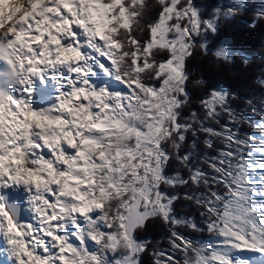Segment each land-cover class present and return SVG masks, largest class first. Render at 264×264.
I'll list each match as a JSON object with an SVG mask.
<instances>
[{
  "label": "snow or ice",
  "instance_id": "6c2138e0",
  "mask_svg": "<svg viewBox=\"0 0 264 264\" xmlns=\"http://www.w3.org/2000/svg\"><path fill=\"white\" fill-rule=\"evenodd\" d=\"M239 10L206 19L195 0H0V257L140 264L148 243L136 230L158 219L182 264H264V100L258 119H243L229 92L214 88L200 101L202 116L184 115L187 59L198 46L232 63L230 50L210 49L206 37ZM222 114L252 134L220 124ZM201 134L207 149L215 139L223 145L203 156L209 172L190 163ZM172 160L187 178L167 174ZM189 184L203 189L183 196L202 226L175 215L180 197L166 191ZM181 226L211 238L193 240Z\"/></svg>",
  "mask_w": 264,
  "mask_h": 264
},
{
  "label": "trees",
  "instance_id": "16d2710c",
  "mask_svg": "<svg viewBox=\"0 0 264 264\" xmlns=\"http://www.w3.org/2000/svg\"><path fill=\"white\" fill-rule=\"evenodd\" d=\"M204 18L213 16V10L219 8L221 12L236 8L240 4V10L230 19H225L223 15L218 21V30L215 34L209 32L206 40L209 48L226 46L233 56L232 63L216 61L209 53L205 55L197 46L193 55L187 59V72L189 73L188 90L191 93L189 105L185 108L184 115L190 111H196L201 116L203 109L200 101L207 96L212 89H226L229 92V106L238 114H242L243 119L247 117L257 118L255 109L260 108L261 101L264 100V85L260 81L264 80V18L257 16V13L264 9V0H195ZM154 11V10H153ZM153 13H150V16ZM201 43L200 39L196 41ZM244 57L248 58V63H244ZM202 79V87H193L192 81ZM243 119L232 124L229 122L227 114H222L220 124H228L233 130L238 129L240 134H252L253 129L243 122ZM212 127L219 128V125L212 124ZM204 136L201 134L194 150L193 159L190 162L192 167H200L209 172L207 164L203 163V156H213L223 145L219 139L214 140V147L207 149L203 144ZM192 137L189 135L188 143ZM185 151L190 150L185 146ZM168 175L179 172L184 178L188 176V169L177 161L172 160L166 169ZM170 195L176 194L180 198L175 202V215L178 217H191L197 223H201L199 215L200 209L194 201L185 200V193L200 192L202 188L189 185L177 186L166 189ZM202 226V223H201ZM193 240L206 241L209 236L207 231L197 233L189 228L181 226L176 229ZM136 238L148 243L147 251L140 257V264H154V252L164 251L174 255L176 260L183 262V255L180 252L172 253L169 243L168 226L158 219H149L143 227L136 230ZM182 255V257H181Z\"/></svg>",
  "mask_w": 264,
  "mask_h": 264
},
{
  "label": "rangeland",
  "instance_id": "374dc122",
  "mask_svg": "<svg viewBox=\"0 0 264 264\" xmlns=\"http://www.w3.org/2000/svg\"><path fill=\"white\" fill-rule=\"evenodd\" d=\"M209 238H211V237H208V238L206 239V241L209 240ZM138 240H139V239H138ZM182 255H183V254H182ZM182 255H181V257H182Z\"/></svg>",
  "mask_w": 264,
  "mask_h": 264
},
{
  "label": "bare ground",
  "instance_id": "6f19581e",
  "mask_svg": "<svg viewBox=\"0 0 264 264\" xmlns=\"http://www.w3.org/2000/svg\"><path fill=\"white\" fill-rule=\"evenodd\" d=\"M27 217H25V218H23V219H26ZM5 264H8V262L7 263H5Z\"/></svg>",
  "mask_w": 264,
  "mask_h": 264
}]
</instances>
